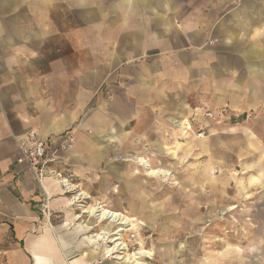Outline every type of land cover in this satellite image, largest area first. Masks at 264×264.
<instances>
[{
	"label": "crops",
	"instance_id": "0c3cea01",
	"mask_svg": "<svg viewBox=\"0 0 264 264\" xmlns=\"http://www.w3.org/2000/svg\"><path fill=\"white\" fill-rule=\"evenodd\" d=\"M261 45L264 0H0V264H99L83 253L82 242L94 251L85 230L66 225L63 181L45 179L43 189L16 163L17 144L30 132L58 144L90 94L86 78L93 92L114 75L206 83L242 66L262 77L264 66L253 63L264 58ZM100 118L109 126L100 112L83 126L93 130ZM111 132L108 141L118 140ZM77 147L61 155L64 164L80 161ZM101 156L92 151L86 162L97 166ZM108 171L121 181V170ZM137 179L131 175L139 204L128 206L141 214ZM263 243L261 235L249 257L222 264H264Z\"/></svg>",
	"mask_w": 264,
	"mask_h": 264
},
{
	"label": "rangeland",
	"instance_id": "374dc122",
	"mask_svg": "<svg viewBox=\"0 0 264 264\" xmlns=\"http://www.w3.org/2000/svg\"><path fill=\"white\" fill-rule=\"evenodd\" d=\"M34 1L40 0H29ZM253 63L264 66V58ZM237 74L206 83L201 77L114 75L101 77L93 92V78H86L90 94L84 108L59 137L70 136L73 142L57 154L58 171L67 182L62 189L73 203L67 211H94L77 222L66 211L65 222L92 228L83 238L96 252L85 247L97 255L96 263L123 264L115 259L122 251L106 253L113 244L96 240L109 227L108 221L95 219L104 211L127 220L112 229H124L121 241L128 255L148 253L140 259L143 264L235 262L238 254L247 258L249 248L259 245L264 235V76L242 66ZM98 112L110 127L102 118L94 119L93 130L84 127ZM112 129L119 139L108 141ZM76 146L80 161L64 164L61 155ZM92 151L102 154L97 166L86 162ZM113 167L121 170V181L109 173ZM131 175L143 184L141 214L128 206L139 204ZM80 193L87 198L73 200Z\"/></svg>",
	"mask_w": 264,
	"mask_h": 264
},
{
	"label": "built area",
	"instance_id": "2783aa9c",
	"mask_svg": "<svg viewBox=\"0 0 264 264\" xmlns=\"http://www.w3.org/2000/svg\"><path fill=\"white\" fill-rule=\"evenodd\" d=\"M73 139L70 136H63L59 141L56 150H51L49 139L39 136L35 132H30L25 138L17 144L18 158L16 163L28 169L36 182L43 187L45 179L50 180H66L62 179L61 173L58 171L59 156L58 152L65 151L71 144ZM61 187L63 183H60Z\"/></svg>",
	"mask_w": 264,
	"mask_h": 264
},
{
	"label": "bare ground",
	"instance_id": "6f19581e",
	"mask_svg": "<svg viewBox=\"0 0 264 264\" xmlns=\"http://www.w3.org/2000/svg\"><path fill=\"white\" fill-rule=\"evenodd\" d=\"M111 136V135H110ZM55 181H63V185L64 186H67V182L64 181V180H55ZM62 183V182H60ZM59 183V184H60ZM87 198V196H85L84 193H80V194H77L76 196L73 197V200H79V199H84V198ZM73 203H70V205H72ZM231 209V208H230ZM94 211H82L79 215H72V213H69L70 214V219L71 221H79L84 214H87V215H91ZM81 215V216H80ZM96 219V222H103V221H108V229H103L101 231V233L99 234H96L95 237H96V240L97 241H102V242H105V243H110V244H113V247H106L105 251L106 253H117V251H122L121 253H119L120 255L115 258V259H119V260H123V264H143L142 262H140V259L141 258H148L147 257V252L145 251H139L137 252L136 254H134L133 256L132 255H128L127 253H125V246H124V242H122V238H121V232L124 231V229L118 227L117 229L113 228L112 229V226L115 224V226H124L126 224V221L125 219L120 218V214H114V213H111L109 211H104L103 213L97 215L95 217ZM125 220V221H124ZM120 221V222H119ZM124 221V222H123ZM117 224V225H116ZM66 225H70L69 223H67ZM80 231L81 230H92L91 227H89L88 224H85L84 222L83 223H79L76 225ZM120 240V242H119ZM81 246L84 250V254H85V257L86 258H93L94 255L90 254L87 250H86V244L85 243H81Z\"/></svg>",
	"mask_w": 264,
	"mask_h": 264
}]
</instances>
